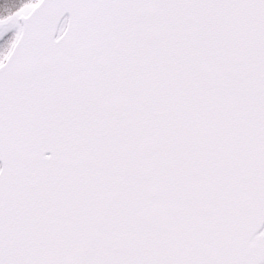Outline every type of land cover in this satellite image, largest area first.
<instances>
[{
    "label": "snow or ice",
    "instance_id": "obj_1",
    "mask_svg": "<svg viewBox=\"0 0 264 264\" xmlns=\"http://www.w3.org/2000/svg\"><path fill=\"white\" fill-rule=\"evenodd\" d=\"M0 264H264V0H0Z\"/></svg>",
    "mask_w": 264,
    "mask_h": 264
}]
</instances>
